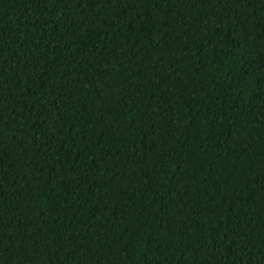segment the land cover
Listing matches in <instances>:
<instances>
[{
    "label": "trees",
    "instance_id": "16d2710c",
    "mask_svg": "<svg viewBox=\"0 0 264 264\" xmlns=\"http://www.w3.org/2000/svg\"><path fill=\"white\" fill-rule=\"evenodd\" d=\"M0 264H264V0H0Z\"/></svg>",
    "mask_w": 264,
    "mask_h": 264
}]
</instances>
